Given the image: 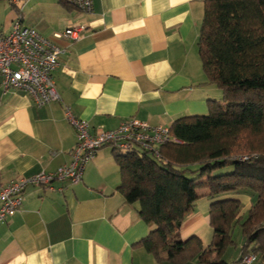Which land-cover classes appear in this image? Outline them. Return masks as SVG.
<instances>
[{
	"label": "crops",
	"instance_id": "obj_1",
	"mask_svg": "<svg viewBox=\"0 0 264 264\" xmlns=\"http://www.w3.org/2000/svg\"><path fill=\"white\" fill-rule=\"evenodd\" d=\"M204 2L93 0V11L85 13L59 0L0 1L6 18L0 34L21 21L64 50L54 74L58 102L38 106L25 91H5L0 75V187L72 162L78 141L69 113L92 131L115 130L133 118L171 128L181 118L207 115L209 102L223 96L208 82L199 55ZM76 25L86 27L81 40L55 38ZM120 183L115 152L104 147L81 182L30 187L19 211L0 225V264H170L138 245L151 227L139 204L127 203ZM228 198L241 201V215L255 201L249 193ZM214 201H197L182 225L183 241L212 243ZM240 231L223 257L227 264L241 257Z\"/></svg>",
	"mask_w": 264,
	"mask_h": 264
},
{
	"label": "trees",
	"instance_id": "obj_2",
	"mask_svg": "<svg viewBox=\"0 0 264 264\" xmlns=\"http://www.w3.org/2000/svg\"><path fill=\"white\" fill-rule=\"evenodd\" d=\"M5 1V0H0ZM65 6L69 4L63 0ZM208 82L222 92L210 101L209 113L181 118L171 126L180 142L149 152H115L120 169L118 190L151 227L138 245L159 261L227 264L241 230L243 264L249 254L264 262V0H205L198 41ZM201 191H206L201 193ZM249 193L252 208L224 196ZM203 197L210 207L213 241L180 238L186 218Z\"/></svg>",
	"mask_w": 264,
	"mask_h": 264
},
{
	"label": "built area",
	"instance_id": "obj_3",
	"mask_svg": "<svg viewBox=\"0 0 264 264\" xmlns=\"http://www.w3.org/2000/svg\"><path fill=\"white\" fill-rule=\"evenodd\" d=\"M76 9L90 13L93 0H63ZM86 27L76 25L55 34L56 39L79 41ZM63 48L41 35L36 29L23 26L17 21L8 34H0V75L5 91L21 90L29 93L38 106H45L61 100L57 90L55 72L60 66ZM69 118L77 135V146L72 162L59 167L55 172L42 171L29 177L12 180L0 187V225L14 216L20 209L26 191L32 186L54 190L53 183L77 184L83 178L85 166L104 147L122 153L149 152L159 156L160 147L179 143L169 127L152 126L138 119H128L115 130H91L87 121ZM260 262L259 257L249 254L243 264Z\"/></svg>",
	"mask_w": 264,
	"mask_h": 264
},
{
	"label": "rangeland",
	"instance_id": "obj_4",
	"mask_svg": "<svg viewBox=\"0 0 264 264\" xmlns=\"http://www.w3.org/2000/svg\"><path fill=\"white\" fill-rule=\"evenodd\" d=\"M4 22H6V18H5V14L3 13V10H0V24H4ZM239 232V229H237ZM241 232V231H240ZM242 234V233H241ZM237 237V236H235ZM234 237V239L236 240V238ZM234 249H232L233 252ZM232 252L230 253V255H232ZM226 253V252H225ZM261 262V261H260ZM258 264V263H257Z\"/></svg>",
	"mask_w": 264,
	"mask_h": 264
}]
</instances>
